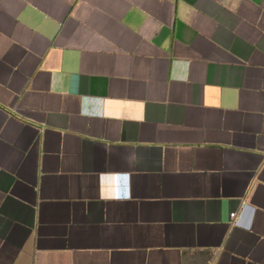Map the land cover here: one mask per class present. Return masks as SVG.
Here are the masks:
<instances>
[{
	"label": "crops",
	"instance_id": "1",
	"mask_svg": "<svg viewBox=\"0 0 264 264\" xmlns=\"http://www.w3.org/2000/svg\"><path fill=\"white\" fill-rule=\"evenodd\" d=\"M0 264H264V0H0Z\"/></svg>",
	"mask_w": 264,
	"mask_h": 264
},
{
	"label": "built area",
	"instance_id": "2",
	"mask_svg": "<svg viewBox=\"0 0 264 264\" xmlns=\"http://www.w3.org/2000/svg\"><path fill=\"white\" fill-rule=\"evenodd\" d=\"M230 216H231V218H235L236 217V213L232 212Z\"/></svg>",
	"mask_w": 264,
	"mask_h": 264
}]
</instances>
